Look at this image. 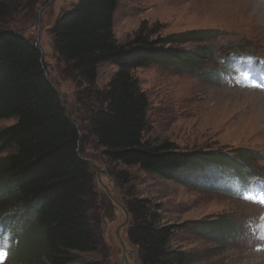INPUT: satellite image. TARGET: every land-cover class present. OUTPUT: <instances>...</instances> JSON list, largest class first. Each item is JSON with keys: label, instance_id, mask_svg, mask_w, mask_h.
Masks as SVG:
<instances>
[{"label": "rangeland", "instance_id": "374dc122", "mask_svg": "<svg viewBox=\"0 0 264 264\" xmlns=\"http://www.w3.org/2000/svg\"><path fill=\"white\" fill-rule=\"evenodd\" d=\"M9 1L14 11L8 27L38 46L49 80L73 120L84 128L87 110L98 107L97 92L105 89L116 67L100 65L94 85L88 88L56 54L50 30L77 0ZM193 31L217 34L205 43L169 46L194 57L193 73L153 65L133 74L149 102L145 138L156 144L172 143L181 152L204 158L201 173L189 185L138 167L110 164L103 150L89 139L84 153L90 169L87 209L98 246L83 254L82 262L140 264L137 247L128 240L132 216L127 205L134 199H148L160 206V223L175 228L171 248L193 255V264L264 263V241L259 239L264 234L260 229L264 209L253 197L242 200L215 190V185L224 183V176L214 175L208 161L218 154L237 162L236 158L249 153L254 159H249L248 170L264 175V88L246 86L264 84L254 79L251 67L255 58L264 61V0H121L114 14V35L120 44L138 32L155 33L152 39H162ZM206 48L210 54L204 53ZM228 53L233 54L232 75L222 83L212 73ZM245 72L251 74L248 81L242 79ZM259 74L264 76V71ZM13 123L0 122V128ZM209 183L214 184L210 190L206 188ZM104 202L111 204L109 216ZM0 223L5 235L13 237L5 264H49L40 256L15 260L21 230L12 223ZM212 225L236 227L235 235L226 240L203 236L200 229Z\"/></svg>", "mask_w": 264, "mask_h": 264}, {"label": "trees", "instance_id": "16d2710c", "mask_svg": "<svg viewBox=\"0 0 264 264\" xmlns=\"http://www.w3.org/2000/svg\"><path fill=\"white\" fill-rule=\"evenodd\" d=\"M120 1L77 0L50 30L56 54L86 87L94 85L100 65L116 67L105 89L97 92L98 107L87 110L81 128L49 80L41 50L8 27L13 4L0 0V122L14 121L0 128V222L21 230L15 260L40 256L49 264H101L81 261L98 246L87 209L90 169L84 153L89 139L110 164L138 167L189 185L201 173L204 158L145 138L149 102L133 73L153 65L193 73L194 57L169 46L205 43L217 34L193 31L152 39L155 33L138 32L120 44L114 35ZM205 52L210 54L207 48ZM236 159L218 154L209 158L214 175H226L215 190L226 194L229 178L245 180L258 174L248 170L254 156L243 153ZM206 185L209 189L214 184ZM127 207L132 216L128 240L137 247L140 264L195 262L193 255L171 248L175 228L160 223L159 205L134 199ZM235 231L236 227L221 225L200 229L203 236L216 240H226Z\"/></svg>", "mask_w": 264, "mask_h": 264}, {"label": "snow or ice", "instance_id": "6c2138e0", "mask_svg": "<svg viewBox=\"0 0 264 264\" xmlns=\"http://www.w3.org/2000/svg\"><path fill=\"white\" fill-rule=\"evenodd\" d=\"M251 74L248 72H245L242 74V79L244 81H248L250 79ZM246 86L248 87H252V88H264V84H259V83H250V84H246ZM245 199H249L251 200L252 197L248 196L245 197ZM262 203H264V200L261 201ZM261 228H264V225H261ZM0 233H3V230H0ZM259 239L261 241H264V234H261L259 236ZM5 240H7V237H5ZM257 250H260L259 248ZM8 244L5 243L3 246H0V264H5L6 260H7V256H8Z\"/></svg>", "mask_w": 264, "mask_h": 264}, {"label": "water", "instance_id": "95a60500", "mask_svg": "<svg viewBox=\"0 0 264 264\" xmlns=\"http://www.w3.org/2000/svg\"><path fill=\"white\" fill-rule=\"evenodd\" d=\"M55 90H57V89H55ZM58 94L60 95L59 92H58ZM103 205H104V208H105V211H106V215L109 216L108 215L109 214V210L112 209L110 202H104ZM118 241L120 242L121 246L124 247L122 241L120 239H118Z\"/></svg>", "mask_w": 264, "mask_h": 264}, {"label": "bare ground", "instance_id": "6f19581e", "mask_svg": "<svg viewBox=\"0 0 264 264\" xmlns=\"http://www.w3.org/2000/svg\"><path fill=\"white\" fill-rule=\"evenodd\" d=\"M263 109H264V107H263ZM264 261V260H263ZM264 264V263H263Z\"/></svg>", "mask_w": 264, "mask_h": 264}]
</instances>
